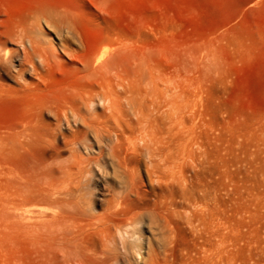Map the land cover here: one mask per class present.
<instances>
[{"label":"rangeland","instance_id":"obj_1","mask_svg":"<svg viewBox=\"0 0 264 264\" xmlns=\"http://www.w3.org/2000/svg\"><path fill=\"white\" fill-rule=\"evenodd\" d=\"M44 9L68 14L88 47L128 42L158 73L173 76L186 99L175 135L200 141L194 157L182 159L183 174L166 177L146 153L129 151L122 161L139 194L124 196L114 175L95 166L79 172L78 158L91 151L85 127L64 105L79 90L99 89L98 82L63 52L60 63H49L29 44L26 58L11 42ZM39 22L59 48L60 29ZM0 42L10 50L0 58L1 189L10 188L14 171H28L30 190L52 178L59 189L92 200L97 214L154 212L160 230L170 229L152 238L158 249L165 244L159 264H264V0H0ZM2 231L0 264H49L31 234L7 238ZM86 241L100 250L94 231ZM89 256L65 264H103ZM121 264L129 262L123 257Z\"/></svg>","mask_w":264,"mask_h":264},{"label":"bare ground","instance_id":"obj_2","mask_svg":"<svg viewBox=\"0 0 264 264\" xmlns=\"http://www.w3.org/2000/svg\"><path fill=\"white\" fill-rule=\"evenodd\" d=\"M41 18L60 29L59 48L46 41L39 26ZM15 35L11 42L23 49L26 58L28 44L49 63H60L63 52L79 61L80 69L99 84V89L77 91L64 105L65 113L71 111L74 120L85 127L83 139L91 151L78 158L80 173H88L95 166L101 175H114L124 196L138 193L135 178L122 161L129 151L146 153L155 170L161 169L166 177L176 178L178 172L184 173L182 159L193 158L192 146L200 141L175 135L176 115L185 97L184 91L174 90L172 75L158 73L150 58L128 42L105 49L99 45L88 47L71 17L55 9L37 11ZM9 51L0 42V58L4 59ZM161 80L169 84L163 87ZM102 103L106 114L96 111ZM157 110L164 111L167 127L155 114ZM102 156L106 159L101 160ZM50 179L35 182L30 190L28 171H14L10 188H0V229L7 238L18 233L24 237L31 234L34 243L44 249L49 264L85 263L90 259L89 253L103 264H121L123 257L129 264L160 263L165 244L158 249L152 238L156 231L164 237L170 229L166 225L165 232L160 230V219L154 212L132 211L126 218L97 214L92 200L61 190ZM90 231L99 236L98 251L86 241Z\"/></svg>","mask_w":264,"mask_h":264}]
</instances>
